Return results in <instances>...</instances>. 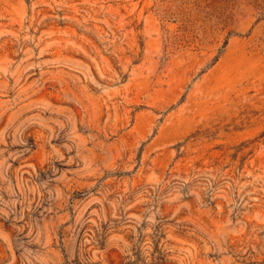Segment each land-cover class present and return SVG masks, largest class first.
Returning <instances> with one entry per match:
<instances>
[{
    "label": "rangeland",
    "instance_id": "1",
    "mask_svg": "<svg viewBox=\"0 0 264 264\" xmlns=\"http://www.w3.org/2000/svg\"><path fill=\"white\" fill-rule=\"evenodd\" d=\"M0 264H264V0H0Z\"/></svg>",
    "mask_w": 264,
    "mask_h": 264
}]
</instances>
